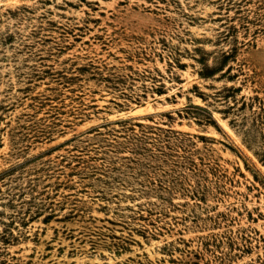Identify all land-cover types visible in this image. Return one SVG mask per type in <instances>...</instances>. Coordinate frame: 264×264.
Segmentation results:
<instances>
[{
  "label": "rangeland",
  "instance_id": "1",
  "mask_svg": "<svg viewBox=\"0 0 264 264\" xmlns=\"http://www.w3.org/2000/svg\"><path fill=\"white\" fill-rule=\"evenodd\" d=\"M0 264H264V0H0Z\"/></svg>",
  "mask_w": 264,
  "mask_h": 264
}]
</instances>
